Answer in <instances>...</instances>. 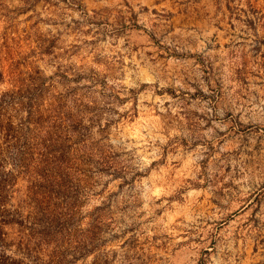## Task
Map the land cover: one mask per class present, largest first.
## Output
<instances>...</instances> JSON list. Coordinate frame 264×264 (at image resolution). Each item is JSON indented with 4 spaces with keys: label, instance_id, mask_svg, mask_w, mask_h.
I'll use <instances>...</instances> for the list:
<instances>
[{
    "label": "rangeland",
    "instance_id": "obj_1",
    "mask_svg": "<svg viewBox=\"0 0 264 264\" xmlns=\"http://www.w3.org/2000/svg\"><path fill=\"white\" fill-rule=\"evenodd\" d=\"M0 264H264V0H0Z\"/></svg>",
    "mask_w": 264,
    "mask_h": 264
},
{
    "label": "crops",
    "instance_id": "obj_2",
    "mask_svg": "<svg viewBox=\"0 0 264 264\" xmlns=\"http://www.w3.org/2000/svg\"><path fill=\"white\" fill-rule=\"evenodd\" d=\"M201 1V0H200Z\"/></svg>",
    "mask_w": 264,
    "mask_h": 264
}]
</instances>
